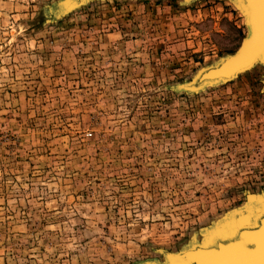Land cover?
<instances>
[{"label": "rangeland", "instance_id": "1", "mask_svg": "<svg viewBox=\"0 0 264 264\" xmlns=\"http://www.w3.org/2000/svg\"><path fill=\"white\" fill-rule=\"evenodd\" d=\"M65 1L0 0V264H170L249 225L264 66L186 88L246 37L233 0Z\"/></svg>", "mask_w": 264, "mask_h": 264}, {"label": "bare ground", "instance_id": "2", "mask_svg": "<svg viewBox=\"0 0 264 264\" xmlns=\"http://www.w3.org/2000/svg\"><path fill=\"white\" fill-rule=\"evenodd\" d=\"M84 1L85 0H66L64 7H68L69 9L75 8L84 3ZM184 1L190 3L196 0ZM251 1L254 5V9L248 6V0H233L234 7L244 17L245 26L247 28V35L242 40L239 48L232 55L200 71L190 85L199 88L231 82L240 75L251 71L256 66H264V0ZM251 11L253 22L251 21ZM261 201L262 198L255 199L252 201V204ZM260 214L264 216L263 208ZM249 215L250 211L247 209L236 212L231 219V223L234 225L241 223L240 221ZM256 216H254L253 221L249 225H236L231 233L221 234V231L211 233V235L216 234L215 236L218 238V241L215 242H217L218 247L216 248L214 245L216 252L213 261L208 262L207 260L206 262L208 264H264V223L260 229L254 230L257 228L256 221L254 220ZM256 244H258V248H256ZM199 245L202 247L203 243L196 244V246ZM188 249L194 250L195 245ZM197 252L198 253L189 254V256L184 259V263L192 264L193 258L195 259V257L199 260L201 250L199 249Z\"/></svg>", "mask_w": 264, "mask_h": 264}, {"label": "water", "instance_id": "3", "mask_svg": "<svg viewBox=\"0 0 264 264\" xmlns=\"http://www.w3.org/2000/svg\"><path fill=\"white\" fill-rule=\"evenodd\" d=\"M88 1H90V0H85L84 3L80 4L79 6H77L75 8H70V9L68 7L67 8L64 7V3H65L64 2L62 4V6H61L62 7V12L66 14V13L72 11V10H75L76 8H79V7L83 6ZM248 1H249L248 6H250L251 9H252V7L254 9V5H253L252 1L251 0H248ZM251 21L253 22L252 11H251ZM252 22H251V24H252ZM190 84H192V83H190ZM190 84L186 86V88L188 90H190V91H197V90H200V89L204 88V87H199L198 88V87L192 86ZM262 206H261L259 214L254 219L256 221V224H257V228H255L254 230L260 229L262 227L263 223H264V218H263L264 216L260 214V213H262V208L264 209V205H262ZM254 226H256V225H254ZM216 230L220 231V230H222V228H218ZM215 235L216 234H213V235L209 234L208 238L205 240V242H203V246L201 247L199 245L200 246L199 247V246H196V244H195V249L194 250L193 249H188V250L185 249L184 251H182V252H180L178 254H172V253H169V252H165L164 254L167 257V259L170 261V264H186V263H184V259H186L189 256V254H191V253H198L197 251H199V249H200L201 252L199 254V260H197L196 257H195V259L193 258V263L192 264H208L206 261L207 260H208V262L209 261H213L214 254L216 252V248L218 247L217 246L218 245L217 242H215V241H218V238ZM214 245L216 246V248L214 247ZM256 248H258V244H256Z\"/></svg>", "mask_w": 264, "mask_h": 264}]
</instances>
